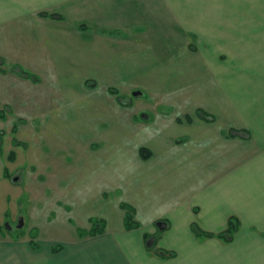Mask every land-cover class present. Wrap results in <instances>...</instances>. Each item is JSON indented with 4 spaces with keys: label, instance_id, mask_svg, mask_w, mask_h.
<instances>
[{
    "label": "crops",
    "instance_id": "0c3cea01",
    "mask_svg": "<svg viewBox=\"0 0 264 264\" xmlns=\"http://www.w3.org/2000/svg\"><path fill=\"white\" fill-rule=\"evenodd\" d=\"M171 1L0 0V113L8 108L12 114L27 115L34 131L51 132L49 125L68 112V104L86 98L88 82H115L129 95L133 89H144L132 88V76L148 83L158 79L154 70L168 64L178 73L181 51H188L192 60L204 49L218 87L213 112L173 98L160 100L158 95L153 111L162 104L175 106L170 113L155 112V124L150 125L165 130L164 139L152 142L156 149L137 141L134 154L130 150L123 154L137 162H152L157 156L156 174L171 184L159 205H130L118 199L115 216L102 219L104 225L94 235L85 236L72 227L74 236L69 240L50 236L51 244L38 250L22 249L0 235V264H259L264 257L260 246H264L260 237L264 231V13L259 0L248 12L242 10V2L237 8L231 3L236 0H220L218 15L210 13L200 29L172 16ZM141 48L162 53L160 62H153L148 53L145 68L138 73L133 70V50ZM62 83L72 87L65 89ZM118 89L108 87L115 95ZM119 100L114 98L110 111L121 114L123 127L132 123L129 114L149 109L132 103L127 109ZM125 130L132 139V131ZM47 132L45 142L60 145L49 142ZM108 137L109 133H100L93 139L102 144L114 141ZM18 142L14 146L22 144ZM6 159L10 161L8 154ZM32 166L36 169V163ZM52 169L59 170L64 180L73 176L75 167L65 159ZM6 171H1L2 177ZM109 186L113 191L114 185ZM107 188L95 192L106 195ZM121 205L133 210L136 228L125 226L127 210ZM54 206L58 205L47 206L49 214L44 213L43 221H51ZM231 216L241 223L233 240L224 234L197 237L192 233L193 224L207 233L222 232ZM157 222L164 226L158 247L172 257L160 258L146 247L149 235L159 231ZM31 223L36 230V218ZM52 243L62 246L51 249Z\"/></svg>",
    "mask_w": 264,
    "mask_h": 264
},
{
    "label": "rangeland",
    "instance_id": "374dc122",
    "mask_svg": "<svg viewBox=\"0 0 264 264\" xmlns=\"http://www.w3.org/2000/svg\"><path fill=\"white\" fill-rule=\"evenodd\" d=\"M241 2L244 5L242 10L248 12L250 5H255L257 0L231 1L237 8ZM171 3L174 6L171 10L172 16L178 18L185 26L200 29L205 27L206 20H210L208 18L210 13L215 17L220 11V0H172ZM259 5H261L260 13H264V0H259ZM206 51H208L207 48ZM148 53L152 56L153 62H160L159 56L162 51L135 49L133 50L135 57L133 70L138 73L144 70ZM189 54L188 51L180 52L178 73L175 69L172 71L168 64L164 66V69L154 70L158 79L154 78L155 80L151 82H141L140 76H132V88L138 85L141 90L142 87L144 89L142 91L133 89L129 95H124L117 87L120 85L115 82H88L86 98H83L80 103L68 104L70 106L68 112L58 115L57 124L49 125L51 132L40 127L34 131V125H30L27 115H16L10 113L8 108L2 109L0 113V148L3 153V157H0L1 238L17 242L16 244H19L22 249L38 250L44 244H51L47 241L50 236L69 240L74 236L73 228L82 230L81 234H86L85 236H92L91 232L97 233L99 226L104 225L102 219L106 220L115 216V210L120 202L118 199L130 205H159L163 193H170L171 184L170 181L156 174L154 166L157 156H153L152 162H137L131 156L128 159L123 156L129 154V150L133 152L134 143L137 141L148 143V146L154 149L152 142L164 139L163 133L166 131L150 125L155 124V112L170 113L175 106L162 104L155 107L153 111V104L158 95L159 99L173 98L182 104L188 103V107L200 106L207 112H213L217 108L215 96L218 94V87L210 75L204 49H199L192 56V60L188 58ZM62 85L65 89L72 87V83H62ZM109 85H114L119 93L117 90L116 95L109 92ZM137 91L141 92V95L132 97V93ZM116 96L127 109L132 106H146L149 109L137 115L129 114L132 123L123 127L124 120L121 114L114 110L110 111V104H114L112 101ZM131 103L132 106L129 105ZM182 104L180 106H183ZM143 116H147L148 119ZM13 123H16L18 128L15 134L11 133ZM145 125L150 127L145 128ZM127 128L134 135L132 139L125 134ZM46 132L49 142L54 140L60 145L45 142ZM100 133H109L108 141L112 138L114 141H106L105 144L95 141L93 138ZM13 137L22 143L19 147L12 145ZM11 151L15 152L12 163L6 159ZM74 155L81 158L72 157ZM40 158L46 161L42 162ZM65 159L75 169L71 178L63 180L60 171L55 172L52 168L55 165H61ZM34 162L36 169H32ZM4 168L7 170L6 177H2L1 173ZM81 171L86 175H80ZM62 180L64 187H60ZM109 185L112 187L114 185L113 191L107 188L110 187ZM102 187L109 191L106 195L100 196L95 191ZM57 195L61 198L60 203L57 202L59 199ZM53 205L58 206L51 209L53 212L51 221H43L44 213L49 214L47 206ZM20 217L23 219V226L18 229L17 223ZM67 217L71 218L70 221ZM33 218H36V224H39L35 225L38 227L36 230L32 228ZM234 219H237V228L235 231L233 229L229 231V223ZM6 224L11 229H6L8 228H5ZM240 230L241 223L238 218L231 216L222 232L209 234H212V237L229 235L233 240L234 235ZM163 231H157L154 237L149 235L146 247L160 258L162 254L163 258L172 257L173 254L158 247L160 233ZM201 232L207 233L203 230ZM192 233L197 236L193 231ZM260 234V237L264 239V231H260ZM52 245L51 249L62 246L59 243H52ZM260 246L264 252V246ZM259 264H264V257L260 258Z\"/></svg>",
    "mask_w": 264,
    "mask_h": 264
},
{
    "label": "trees",
    "instance_id": "16d2710c",
    "mask_svg": "<svg viewBox=\"0 0 264 264\" xmlns=\"http://www.w3.org/2000/svg\"><path fill=\"white\" fill-rule=\"evenodd\" d=\"M1 62V61H0ZM16 71V70H15ZM17 73L20 75V76H22V77H28V75L26 74V73H24L23 71H21V70H18L17 71ZM1 116V115H0ZM16 131H17V128L15 127V125L14 126H12V129H11V133H16ZM19 144V142H18V140L16 139V138H12V145H18ZM0 152H2V150H1V148H0ZM140 154H141V156L143 157V158H146V152L144 151V150H140ZM15 155V153L14 152H10L9 154H8V160H10V161H12V160H14V156ZM121 208H123V209H126L127 210V213H126V218H125V223H126V227L128 228V229H132V228H136L137 227V224H135L134 222H133V210L129 207V206H126V205H121ZM236 220V221H235ZM236 223H237V219H234V221H231L230 223H229V227L228 228H230L229 229V231L231 230V229H233L234 231L236 230V228H237V226H236ZM191 230L198 236V237H212L213 235L212 234H209V233H203V232H201V230L198 228V226L196 225V224H193L192 226H191ZM228 232V231H227ZM93 234H95L94 232H91V235H93ZM160 254H162L161 253V251H160ZM163 255V254H162ZM161 255V256H162Z\"/></svg>",
    "mask_w": 264,
    "mask_h": 264
},
{
    "label": "water",
    "instance_id": "95a60500",
    "mask_svg": "<svg viewBox=\"0 0 264 264\" xmlns=\"http://www.w3.org/2000/svg\"><path fill=\"white\" fill-rule=\"evenodd\" d=\"M139 95H141V92H139V91H137V92H133V93H132V97H137V96H139ZM22 220H23V219H22L21 217L18 219V223H17V228H18V229L22 228V226H23V221H22ZM155 225H156V227H157L159 230H162L163 222H157ZM6 227H8L7 224H6Z\"/></svg>",
    "mask_w": 264,
    "mask_h": 264
},
{
    "label": "flooded vegetation",
    "instance_id": "af4514ba",
    "mask_svg": "<svg viewBox=\"0 0 264 264\" xmlns=\"http://www.w3.org/2000/svg\"><path fill=\"white\" fill-rule=\"evenodd\" d=\"M5 228H6V226H5ZM6 229H11V228L8 227V228H6Z\"/></svg>",
    "mask_w": 264,
    "mask_h": 264
}]
</instances>
